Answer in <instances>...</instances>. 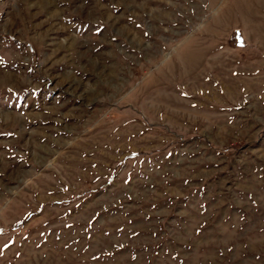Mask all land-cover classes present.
<instances>
[{
	"label": "rangeland",
	"instance_id": "1",
	"mask_svg": "<svg viewBox=\"0 0 264 264\" xmlns=\"http://www.w3.org/2000/svg\"><path fill=\"white\" fill-rule=\"evenodd\" d=\"M0 264H264V0H0Z\"/></svg>",
	"mask_w": 264,
	"mask_h": 264
}]
</instances>
